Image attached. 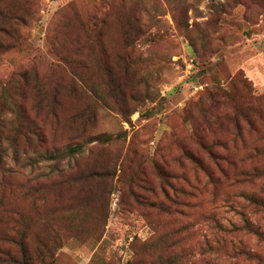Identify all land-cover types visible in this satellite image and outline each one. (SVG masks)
<instances>
[{
  "label": "rangeland",
  "instance_id": "rangeland-1",
  "mask_svg": "<svg viewBox=\"0 0 264 264\" xmlns=\"http://www.w3.org/2000/svg\"><path fill=\"white\" fill-rule=\"evenodd\" d=\"M4 1L20 4L26 25L18 40L0 34V97L24 71L44 74L60 59L75 60L88 86L111 92L76 118L92 100L65 99L58 116L39 117L40 138L3 142L0 200L26 218L31 249L55 237L49 264H263L231 250V240L242 241L264 258V239L244 229L216 252L206 242L218 246L221 235L209 215L237 221L234 206L264 229V211L236 196L264 179L213 183L187 154L217 170L200 141L234 138L225 124L229 92L240 99L252 86L264 95V0ZM0 117L4 131L12 127L9 109ZM245 137L214 148L246 158L240 167L264 164V155L247 156L256 134ZM71 142L83 150L68 154Z\"/></svg>",
  "mask_w": 264,
  "mask_h": 264
},
{
  "label": "trees",
  "instance_id": "trees-1",
  "mask_svg": "<svg viewBox=\"0 0 264 264\" xmlns=\"http://www.w3.org/2000/svg\"><path fill=\"white\" fill-rule=\"evenodd\" d=\"M255 1L257 0H233L236 4L246 6ZM18 4L16 2L0 0V34L11 35L16 40H18L20 35L19 25H26V21L20 13V4ZM87 31L90 32L88 29ZM63 62L70 65V70L68 69L66 71L60 67L61 65H58ZM76 63L73 59H60L58 60V64L51 66L44 74L26 70L20 75L22 78L20 81L21 84L15 86L10 93H4L0 97V108H7L14 114V119L10 121L12 127L5 129V131L3 128L6 126L0 117V167H3L5 159L3 146L5 139H8L14 146L17 143L23 144V141L29 143L31 133L38 138L41 137L39 117L42 113L58 116L57 110L61 109L63 100L65 99H70L73 102H78L83 98L92 100L88 104L86 111L73 113V118H76L82 114H89L91 104H97L107 99V96L111 92L99 91L96 87L88 86L82 75L75 70ZM29 84H31L29 89L24 88L25 85L27 86ZM245 90V95L240 99L233 97L235 96L234 92L230 91L228 94V99L234 100V110L231 113H226L225 124L234 127V138L216 140L209 144L200 141V145L207 150L208 156L212 160V163L216 165L217 170L213 169V171L205 167L203 160L196 154H187L196 165L201 166L205 170L208 179L213 183L221 180H233L236 184H251L258 179H264V164L250 166V168L240 167L238 162L241 163L246 158L242 157L237 162L231 154H220L214 148L215 145H221L227 149L231 141L236 142L238 139H241L243 142L246 139L245 133L253 132L257 136L256 140L258 139V145L254 146L250 151L251 153L248 152L247 156L249 158H257L264 155V95H256L252 86H246ZM43 110L45 112H41ZM4 133L6 134L4 135ZM100 137L105 138L107 135L102 134ZM66 150L68 154L74 155L81 152L83 147L77 142H71L67 144ZM77 179L83 180L85 177L82 175L79 177L73 176L68 181ZM192 187L194 191L197 189V185H192ZM194 191L190 189L191 194H194ZM236 196L253 208L264 211V183L259 190L244 187ZM229 200L233 201L231 202L232 206L233 203L235 204L238 201L230 197L226 199L227 202ZM150 203L163 207V202ZM234 208L239 214V220L237 221L222 220L216 212L209 215V218H211L217 230L221 233L220 239L214 241L218 246H215L211 241L206 242L209 248L215 252L219 248H226L227 242L224 237L226 235H233L238 230L244 229L264 239V229L261 228L260 224L249 217L243 209L240 210L237 206H234ZM33 220V218L30 219L28 223H33ZM27 230L26 218L0 200V240L4 239L9 243V246L5 248L0 247V264H49V257H54L55 254L52 249L56 238L52 237L49 242H45L39 238L40 245L34 247L32 250L31 245L29 246L27 243ZM231 243V250L235 251V253H244L250 258H255L264 264V258L260 254L252 253L246 249L242 241L235 242L231 240ZM172 263L173 261L170 264Z\"/></svg>",
  "mask_w": 264,
  "mask_h": 264
}]
</instances>
